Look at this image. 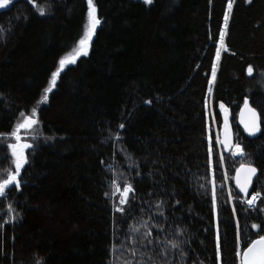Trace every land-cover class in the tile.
Wrapping results in <instances>:
<instances>
[{
    "label": "trees",
    "instance_id": "16d2710c",
    "mask_svg": "<svg viewBox=\"0 0 264 264\" xmlns=\"http://www.w3.org/2000/svg\"><path fill=\"white\" fill-rule=\"evenodd\" d=\"M93 5L100 23L87 54L66 62L46 102L51 72L86 35L87 0H12L0 8V180L14 170L9 134L34 107L39 120L25 140L33 148L20 189L0 197V264H126L145 222L153 245L137 248L156 264H217V224L220 264H238L235 222L241 251L246 238L264 235L251 228L264 227V213L241 204L233 180L235 169L253 164L251 193L264 195V0H235L231 9L227 0ZM245 97L261 117L255 138L238 123ZM227 122L228 146L220 136ZM236 144L243 156L232 153ZM125 180L135 191L120 213L114 204ZM168 240L179 248L168 246L161 258Z\"/></svg>",
    "mask_w": 264,
    "mask_h": 264
},
{
    "label": "snow or ice",
    "instance_id": "6c2138e0",
    "mask_svg": "<svg viewBox=\"0 0 264 264\" xmlns=\"http://www.w3.org/2000/svg\"><path fill=\"white\" fill-rule=\"evenodd\" d=\"M153 0H144L145 4H151ZM235 0H227V9H231L234 5ZM247 2H251V0H247ZM12 3V0H0V8L6 7ZM29 3L34 4V0H29ZM88 3V17L90 20V28L86 35L82 37L79 41V52L83 55H86V48L88 46V41L91 38L92 33L95 30V26L100 23V20L96 17L95 14V7L93 5V0H87ZM39 12L41 15L46 14L45 9L40 8ZM223 19L225 21V24H227V21L229 19L228 11H225L223 14ZM4 31L2 27H0V32ZM225 32L224 30H221L219 32V39L220 41L224 40ZM2 38V37H0ZM217 58L220 56V48L217 47ZM75 61H70L69 63H74ZM66 64L65 59L61 58L59 60V67L56 68L55 71L51 72V79L49 82V87L44 88L42 100L44 102L48 99V93L52 90V87L56 84V81L61 73V71L64 69ZM248 74H252V66H248ZM216 68L215 65L212 66V75L215 76ZM211 83V81H209ZM211 91V89H209ZM146 103H151V101H146ZM244 104L245 106L248 105V99L247 97L244 98ZM219 108L227 113V109L225 108L223 103L219 104ZM249 112L252 113L253 121L251 125L248 123H245L244 127L245 130L249 132L250 135L255 134L257 131H259V125L256 123L255 117L256 113L254 109L249 108ZM23 116V113L21 114ZM227 120V117L225 115V121ZM39 120L37 118V109L34 107L31 109V115L24 117L23 121L21 123H18L13 128L12 132L9 134L11 137L15 139V143H8L7 148L11 150V157H12V164L14 166V170L6 169L5 175L6 178L3 180H0V197H3L6 195V189L9 188V186L14 185L16 190L20 189L21 181L19 179L21 169L24 167L25 164H27L28 157L25 154L26 149H32L33 145L30 143L22 142V138L19 134L20 129H33L34 125H38ZM124 125H119V128H123ZM35 131V130H34ZM4 134H0V136H3ZM46 139H51V137H48ZM225 143H228L226 140ZM235 149L237 152H239L241 155L243 154V150L241 149L239 144L235 145ZM209 153V164H211V155H212V149L209 147L208 149ZM223 163V156L220 155L217 164L221 165ZM236 175L234 177L236 187L239 189L241 193H243V196L239 197V200L241 204H246L248 206V209H252L254 211L258 210L261 213H264V207H261L257 209V202L260 201V203L264 204V195H262L259 191H253L251 193V196H249V187L252 185L253 177L257 176V169L251 164L249 165H241L240 168L235 169ZM227 178V177H225ZM113 185L116 184V181L112 182ZM117 191H120L119 187L116 189ZM135 189L132 187L131 184H129L126 180L124 182L122 194L119 198L118 204H114V208L117 212L124 213L125 208L124 205L128 203L127 196L129 193H134ZM105 195H108V193H105ZM229 199H231V191H229ZM179 203V202H177ZM212 204L213 208L215 209L216 206V188L215 183L213 181L212 186ZM9 208L11 206L9 205ZM235 205L232 206V212L235 214ZM163 214L161 213V216ZM14 220L15 217H12ZM144 227L147 228V231L142 233V235L138 238L131 240V245L129 246V252L133 257V260L126 261V264H156L155 259L150 255V253L147 252H139L137 245L143 246L144 248H148L153 245V239H152V230L148 227L147 222H145ZM157 227H159L157 225ZM235 228H236V252L235 256L238 259V264H264V235H260L259 231L256 233L257 238L256 239H248L246 238L243 241V244L245 245L243 247V250L241 251V239H240V228H239V221L237 220L235 222ZM252 229H257L260 231H264V227L260 224L253 223L251 224ZM134 232H138V228L133 229ZM156 244H160L161 241L156 240ZM216 248H215V256L217 264H220L221 261V246H220V235H219V226L217 224V230H216V240H215ZM168 246L171 248H179V244L174 240H168L167 245L165 247H161L159 255L161 258H165L168 255ZM115 247V245L113 246ZM183 257V253H181ZM139 256L140 259L137 260L136 257ZM147 257V260L144 258ZM37 264H40L38 261ZM167 264V262H166ZM198 264H202V262H198Z\"/></svg>",
    "mask_w": 264,
    "mask_h": 264
},
{
    "label": "water",
    "instance_id": "95a60500",
    "mask_svg": "<svg viewBox=\"0 0 264 264\" xmlns=\"http://www.w3.org/2000/svg\"><path fill=\"white\" fill-rule=\"evenodd\" d=\"M248 99V105L245 106V104L242 105V107L240 108V111H239V115H238V123L239 125L243 128V130L245 131V133L249 136V137H257L260 133H261V117H260V114H259V111L251 104L250 102V99ZM251 108V109H254L255 110V113H256V117H255V120H256V123L259 125V131H257L255 134L253 135H250L248 131L245 130V123H248L249 125H251L252 121H253V116H252V113L248 111V109ZM226 117L228 118L229 117V113L227 112L226 113ZM231 127H230V124L229 123H226L225 124V127L223 128V139H224V142L227 140L229 142L230 138H231ZM227 144V143H226ZM243 165H249V164H243ZM251 166L255 167L257 169V176L256 177H253V182H252V185L249 187V195L253 189V186H254V183L258 177V174H259V171H258V168L251 164ZM240 168V167H239ZM236 175V172L234 174V177ZM234 180V185L236 187V184H235V179L233 178ZM236 189L239 191V189L236 187ZM239 193L243 196V193H241L239 191Z\"/></svg>",
    "mask_w": 264,
    "mask_h": 264
},
{
    "label": "rangeland",
    "instance_id": "374dc122",
    "mask_svg": "<svg viewBox=\"0 0 264 264\" xmlns=\"http://www.w3.org/2000/svg\"><path fill=\"white\" fill-rule=\"evenodd\" d=\"M89 28H90V20H89V23H88V26H87V31H86V33L88 32V30H89ZM79 48H80V45L78 46V49L76 50V54H70V55H68L66 58H65V61L66 62H69V61H71V60H73L74 59V56L75 55H77V53H79ZM53 88V87H52ZM48 95V94H47ZM31 113V112H30ZM29 115H31V114H29ZM28 115V116H29ZM24 119V118H23ZM23 119L20 121V123L23 121ZM228 119V118H227ZM227 123H229V122H227ZM230 124V123H229ZM231 127V126H230ZM35 128H36V125H34L33 126V129H20L19 130V134H20V136H21V138H22V142H26V143H29V142H27V141H25L27 138H28V136L29 135H32L33 134V132H34V130H35ZM232 132V131H231ZM220 136H223V129H220ZM231 138H232V134H231ZM230 141V140H229ZM14 143H15V139H14ZM227 146L229 145V142L226 144ZM26 151H27V149L25 150V154H26ZM232 153L235 155V156H243V154H244V152H243V154L241 155L239 152H237L236 151V149H235V146H234V148H233V151H232ZM21 171H22V169H21ZM20 174H21V172H20ZM19 179H20V176H19ZM12 186H14V185H12ZM10 187V186H9Z\"/></svg>",
    "mask_w": 264,
    "mask_h": 264
}]
</instances>
